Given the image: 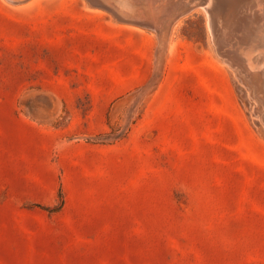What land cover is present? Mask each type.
Listing matches in <instances>:
<instances>
[{
  "label": "rangeland",
  "instance_id": "obj_1",
  "mask_svg": "<svg viewBox=\"0 0 264 264\" xmlns=\"http://www.w3.org/2000/svg\"><path fill=\"white\" fill-rule=\"evenodd\" d=\"M169 1L0 0V264H264V98Z\"/></svg>",
  "mask_w": 264,
  "mask_h": 264
},
{
  "label": "bare ground",
  "instance_id": "obj_2",
  "mask_svg": "<svg viewBox=\"0 0 264 264\" xmlns=\"http://www.w3.org/2000/svg\"><path fill=\"white\" fill-rule=\"evenodd\" d=\"M91 1L95 4L101 5L97 0ZM144 1L152 3L157 2L158 0ZM197 2L200 3L208 14L209 29L211 30L210 33H212L214 39L212 40L215 43V48L223 54L221 57L224 56L232 66H235L240 72H242L244 77H246V79L248 78V80L255 85L254 90L257 91V94L264 98V0H198ZM179 3H182L181 0H171L168 2L167 6L170 8ZM184 3L185 2H183L182 5L186 6V3ZM111 11L116 17H118V19H126V17L120 15L116 11L112 9ZM190 11H192V9ZM145 13L146 12H144L143 15L132 16L129 20L134 18L138 22L148 23L149 25L152 24L154 27L156 26L155 24L161 23L159 20H156L151 17V15ZM168 14V22L163 29V36L168 32L169 28H171L170 26H172L171 24L176 21V18L179 16V12L173 10L168 11ZM121 20L122 19H120V21ZM159 34L161 35V33ZM159 34L158 37L160 38ZM168 36L170 37V34ZM168 36H166V38ZM169 37L167 38L168 40ZM260 51L263 53L260 54ZM217 54L219 55V53ZM262 103H264V101Z\"/></svg>",
  "mask_w": 264,
  "mask_h": 264
},
{
  "label": "water",
  "instance_id": "obj_3",
  "mask_svg": "<svg viewBox=\"0 0 264 264\" xmlns=\"http://www.w3.org/2000/svg\"><path fill=\"white\" fill-rule=\"evenodd\" d=\"M97 1L100 2L103 6L109 8L110 10L112 9L116 11L117 13L128 19L132 16L143 15V13L145 12L144 6L154 3V2L149 3L144 0H97ZM130 20H133L141 25L153 26L152 24L149 25L148 23L138 22L134 18Z\"/></svg>",
  "mask_w": 264,
  "mask_h": 264
}]
</instances>
